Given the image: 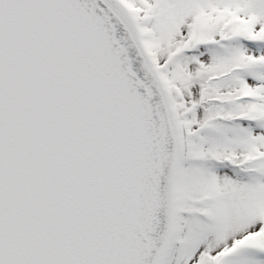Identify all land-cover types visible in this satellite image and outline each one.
<instances>
[{
  "label": "snow or ice",
  "instance_id": "obj_1",
  "mask_svg": "<svg viewBox=\"0 0 264 264\" xmlns=\"http://www.w3.org/2000/svg\"><path fill=\"white\" fill-rule=\"evenodd\" d=\"M0 264H264V0H0Z\"/></svg>",
  "mask_w": 264,
  "mask_h": 264
}]
</instances>
